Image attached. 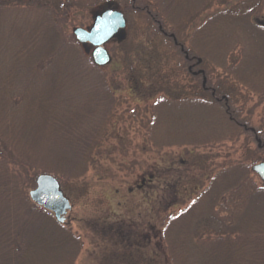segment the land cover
I'll return each mask as SVG.
<instances>
[{"label": "trees", "instance_id": "1", "mask_svg": "<svg viewBox=\"0 0 264 264\" xmlns=\"http://www.w3.org/2000/svg\"><path fill=\"white\" fill-rule=\"evenodd\" d=\"M193 1L195 4L190 7ZM245 1L250 4L252 0H140L147 8L139 4L135 7L150 14L151 7L162 22L159 25L169 26L177 41L182 27L184 32L193 27L194 34L216 38L208 43V49L217 55L221 53L220 45L221 51L224 50L227 39L230 43L246 39L249 43L246 54L239 51L234 56L231 50L223 51V61L229 64L227 72H233L229 77L234 82L259 94L255 91L264 87V15H261L264 0H253L251 7ZM12 2L16 1L0 0V11L1 6ZM45 4L57 12L50 2ZM62 16L67 17V12ZM177 20L180 23L173 25ZM47 23L43 28H29L27 40L15 48L12 61L4 66L5 72L0 69V264H72L82 247L81 239L57 223L50 212L29 200L27 181L33 186L40 173L61 182L79 180L96 165L102 152L97 133L82 127L93 120L110 88L107 83L85 87L87 70L93 66L90 61H81L88 54L87 49L83 50L73 38L63 36L64 30L58 31L52 19ZM222 40L225 41L221 43ZM73 65H77L75 70ZM154 76H159L158 82L165 86L163 100L173 102L177 95L181 97L178 101L183 100L184 92L175 95L169 88L167 75L151 73L148 79ZM14 79L21 82L12 92L16 86ZM221 94L215 91L216 98L225 95ZM14 95L21 98L20 114L10 110L17 102ZM72 95L79 100L74 101ZM152 98V94L141 97ZM208 98L204 100L207 112L225 116L236 128H242L230 115L228 105L216 102L210 95ZM259 139L263 146L257 148L264 150V139ZM123 147L124 143L122 151ZM246 163L247 160L230 162L229 166H220L217 173L200 169V175L189 176L193 163L188 162L183 177L164 184L175 198L190 183L186 189L191 197L188 205L182 203L175 210L158 211V216L147 225L97 221L91 231L104 241H112L120 255L137 256L141 264H264V189L253 179L251 166ZM170 169L171 166L165 170ZM149 177L160 178L157 174ZM202 220L216 226L205 236L207 242L193 226Z\"/></svg>", "mask_w": 264, "mask_h": 264}, {"label": "rangeland", "instance_id": "2", "mask_svg": "<svg viewBox=\"0 0 264 264\" xmlns=\"http://www.w3.org/2000/svg\"><path fill=\"white\" fill-rule=\"evenodd\" d=\"M15 1L9 6H1L3 11H0L1 72H5L4 66L12 61L15 48L27 40L29 28H43L52 19L58 26V31L64 30L63 36L75 40L73 30H89L94 16L106 8L122 12L126 20L124 38L111 40L104 45L110 56V63L102 67L93 65L87 70L86 81L84 80L86 88L104 83L110 88V94L106 99L103 98L93 120L82 127L86 131L97 133L96 139L101 141L99 148L102 152L96 165L81 179L58 180L60 190L71 206L61 224L80 238L82 243L72 264H141L137 256L127 258L129 256L120 255L118 247L112 241H104L101 236H95L91 231L94 229L92 226L97 221L106 224H121L124 221L147 225L158 216V211L175 210L182 203L188 205L191 197L187 196L186 189H189L190 183L175 198L170 188L164 185L183 177L188 162L193 163L190 165L189 176L200 175V169H205L207 173H217L220 166H229L230 162L245 163L247 160L249 167L263 162L264 150H258L255 137L264 139V87L255 91L259 94H255L252 89L234 82L229 77L233 72L228 74L229 64L223 61L222 54L223 51L230 50L234 56L239 51L246 54L249 50L246 39L239 38L231 43L227 39L224 50L221 51L220 45L221 53L217 55L215 51L208 49L210 41H216V38L194 34L193 27L185 32L182 27L177 36L178 43L191 60L201 59L198 68L205 72L207 87L225 94L230 115L240 125L247 127L244 131L243 128L232 125L227 117L207 112L204 100L208 101L210 93H202L201 77L187 72L188 61L180 52L179 46L159 32L157 27L162 22L152 8L150 7V14L147 10L135 7L139 4L147 8L140 4V0ZM46 2L54 5L51 8L57 12L43 6ZM193 3L195 4L194 1L190 2V7ZM245 3L249 4L247 1ZM253 3L252 0L249 6H253ZM64 12H67V17L62 16ZM262 14L264 15V11ZM179 17L177 14L178 20ZM178 20L173 25L179 24ZM195 24L199 25L197 22ZM162 27L167 34L172 33L169 26L163 24ZM223 41L225 40L221 43ZM83 47L88 54L81 61L92 62V49ZM76 67L77 65H73L74 70ZM157 72L161 76L167 75L166 80L169 79L171 85L169 88L175 95L176 92H184L183 100H177L181 98L179 95L173 102L163 100L165 86L158 82L161 78L154 76L148 79L151 73ZM14 80L16 86L11 89L12 92L19 88L21 82L19 79ZM149 80L153 81L151 85ZM147 94H152L153 98L141 99L146 98ZM72 96L74 101L79 100V97ZM13 99L17 102L12 104L11 113H22L23 108L18 101L21 98L14 95ZM169 166L171 169L165 170ZM149 174H157L160 180L150 178ZM252 177L261 184L255 174ZM189 179L191 177L187 178ZM18 183L20 185L22 180ZM30 184L27 181V195L35 187V183L33 186ZM207 184L208 181L203 188ZM172 204L173 208L170 207ZM193 226L199 235H204L202 239L205 242V236L216 229L213 222L206 220L194 222ZM145 256L147 259L148 254Z\"/></svg>", "mask_w": 264, "mask_h": 264}, {"label": "water", "instance_id": "3", "mask_svg": "<svg viewBox=\"0 0 264 264\" xmlns=\"http://www.w3.org/2000/svg\"><path fill=\"white\" fill-rule=\"evenodd\" d=\"M125 26L126 21L122 12L106 9L94 16L93 25L89 30L76 28L73 30V35L82 46L89 45L93 48L91 52L92 62L94 65L102 67L110 63V56L103 45L114 38L122 40ZM197 63L200 64L201 60L198 59ZM197 74H203V71H199ZM205 85L206 78L203 76L202 87L204 88ZM251 171L259 177L264 188V162L253 165ZM34 183V189L28 193L30 200L52 213L58 223H63L64 216L71 206L60 190L58 181L51 175L40 174L36 176Z\"/></svg>", "mask_w": 264, "mask_h": 264}, {"label": "flooded vegetation", "instance_id": "4", "mask_svg": "<svg viewBox=\"0 0 264 264\" xmlns=\"http://www.w3.org/2000/svg\"><path fill=\"white\" fill-rule=\"evenodd\" d=\"M177 46H179V50L180 52L184 55V58H185V52L183 50H181V47L182 45L177 43L176 44ZM186 61L190 62L191 59L188 57L187 59H185ZM199 70V68L196 67V63L192 62V63H189V65H187V72L190 73V74H193L195 72H197ZM243 129L246 130V128L244 126H242ZM257 140V143H258V147L261 148L263 145V142L261 141V139L258 140V138L256 139Z\"/></svg>", "mask_w": 264, "mask_h": 264}]
</instances>
